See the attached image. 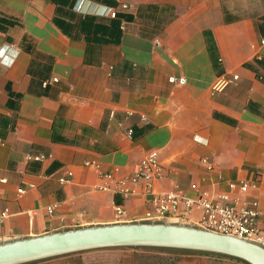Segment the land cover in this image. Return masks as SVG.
I'll return each mask as SVG.
<instances>
[{"label": "crops", "instance_id": "0c3cea01", "mask_svg": "<svg viewBox=\"0 0 264 264\" xmlns=\"http://www.w3.org/2000/svg\"><path fill=\"white\" fill-rule=\"evenodd\" d=\"M126 1L119 43L87 44L59 30L49 0H0V242L145 222L143 183L125 198L115 183L152 150L156 192L256 200L264 230V0ZM62 123L67 141H54ZM201 216L149 222L198 226Z\"/></svg>", "mask_w": 264, "mask_h": 264}, {"label": "water", "instance_id": "95a60500", "mask_svg": "<svg viewBox=\"0 0 264 264\" xmlns=\"http://www.w3.org/2000/svg\"><path fill=\"white\" fill-rule=\"evenodd\" d=\"M159 247L204 251L264 264V247L246 239L170 222L91 225L0 242V264H24L110 247Z\"/></svg>", "mask_w": 264, "mask_h": 264}, {"label": "built area", "instance_id": "2783aa9c", "mask_svg": "<svg viewBox=\"0 0 264 264\" xmlns=\"http://www.w3.org/2000/svg\"><path fill=\"white\" fill-rule=\"evenodd\" d=\"M116 6H104V13L102 16L114 18L120 10H126L129 4L126 0H115ZM75 10L81 13H86L80 9L79 6ZM122 26V25H121ZM264 44V40L261 41ZM237 79V75L224 80V83L232 82ZM51 81H57V78H52ZM170 82L182 83L183 78L169 77ZM47 81L44 82L46 84ZM220 86L215 85V89ZM206 162V159H203ZM68 175L72 173L67 172ZM163 176V167L159 162V153L157 150L148 152L140 161L137 170L128 176L120 177L116 180L115 192L122 195L124 198L135 194L134 185L142 182L144 185V194L150 202V210L145 213V222L152 220H163L168 218H176L178 220L187 219L188 213L193 208H200L202 216L198 222L199 228L214 231L222 234L234 235L248 241L257 243L264 247V230L257 224V201L243 200L237 202L232 200L227 193L220 194L216 199H211L206 192H202L196 196H188L180 190H167L156 192L153 188L155 181L161 179ZM69 179L61 176L60 183H66ZM231 190L236 185L229 184ZM251 187H253L251 185ZM102 188H105L102 186ZM238 189L246 191L249 185L246 182L238 184ZM22 193L24 189H17ZM55 205L47 206V212L52 213ZM116 215L120 218L124 215V209L115 205ZM5 212L0 217H4Z\"/></svg>", "mask_w": 264, "mask_h": 264}, {"label": "rangeland", "instance_id": "374dc122", "mask_svg": "<svg viewBox=\"0 0 264 264\" xmlns=\"http://www.w3.org/2000/svg\"><path fill=\"white\" fill-rule=\"evenodd\" d=\"M24 264H247L224 256L159 247H110L79 251Z\"/></svg>", "mask_w": 264, "mask_h": 264}, {"label": "trees", "instance_id": "16d2710c", "mask_svg": "<svg viewBox=\"0 0 264 264\" xmlns=\"http://www.w3.org/2000/svg\"><path fill=\"white\" fill-rule=\"evenodd\" d=\"M55 5L53 23L59 30L72 39H83L87 44L95 42L97 44H118L121 36L120 22L123 18L119 13L114 18L81 13L75 10L78 0H49ZM102 6H116L115 0H92ZM106 17V18H105ZM208 40V37H207ZM62 124H53L52 139L58 142H66L67 139L60 133L56 126ZM171 249V248H170ZM193 251V250H186ZM216 256L233 258L246 263L245 261L217 253L196 251ZM248 264V263H247Z\"/></svg>", "mask_w": 264, "mask_h": 264}]
</instances>
